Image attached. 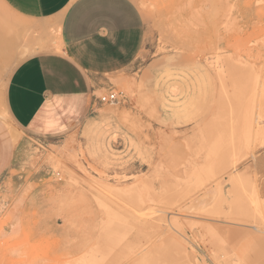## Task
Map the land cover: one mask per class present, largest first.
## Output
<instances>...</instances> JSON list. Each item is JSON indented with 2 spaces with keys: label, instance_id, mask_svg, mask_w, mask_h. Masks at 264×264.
Returning a JSON list of instances; mask_svg holds the SVG:
<instances>
[{
  "label": "rangeland",
  "instance_id": "1",
  "mask_svg": "<svg viewBox=\"0 0 264 264\" xmlns=\"http://www.w3.org/2000/svg\"><path fill=\"white\" fill-rule=\"evenodd\" d=\"M131 1L143 19L145 41L137 59L127 69L109 79L111 88L118 93V99L107 104L96 102L92 114L71 133L55 141H43V144L57 142L62 145L60 150L50 151V147L35 144L37 149L31 151L35 169L26 171L25 175L26 183L33 179H37V182L32 185L27 197L11 196V201H5V207L4 202H0V264H107L110 256L106 253V246L113 233L102 234L103 222H115L108 213L116 205L107 201L98 204L103 212L97 215L94 197L98 192L117 203L118 208H126L125 204H131L135 214L142 211L140 214L149 215L162 208L174 213V217L165 214L160 219L157 214L145 217L143 223L137 221L138 231L149 235L147 253L137 261L167 264L168 259L173 257L177 264H264V255H252V247L258 241H264L262 231H252L246 236L248 230L234 223L225 229L223 222L212 224L207 221L206 224L202 220L205 217L198 211H188L191 205L197 203L198 194L181 198L178 194L170 196L162 192L164 185L186 186L193 170L199 168L205 159L204 151L199 148L200 141L194 137L200 125L207 121L214 110V103L200 123H197L198 119L185 123L179 117V108H175L190 95L195 96L189 89L198 74L208 69L214 79L209 64L217 57H226L235 63L244 64V61L264 79V0ZM16 23L12 13L0 3V51L5 44V54H0V107L7 80L23 57L16 47L9 46L13 36L9 25ZM16 35L14 32L15 38ZM216 88L218 86L215 83V96ZM170 89L175 92L173 98L169 96ZM105 92L95 95L99 97ZM104 113L109 118L110 137L113 135L114 138L108 137L109 143L101 149H93V153L82 135L83 129L88 122H100ZM5 123L11 135H14L15 129L6 117ZM15 135L22 136L21 133ZM233 159L234 169L227 168L219 173L213 186L217 182L224 186L228 176L234 174L251 181L258 178V190L264 194V145L253 152L240 149ZM54 162L60 168L54 170ZM70 178L76 180L78 185L72 187ZM143 182L150 186V191H146L148 200H145L146 192L141 188ZM86 183L92 184L91 190ZM100 183L120 191L126 190L124 194L132 185L139 184L138 188L142 189L146 203L133 205L131 201H136L138 194L129 191L126 195L132 198L131 201L124 200L125 197L116 199L101 190ZM55 185L69 188L66 199L70 209L67 215L69 229L64 240L53 237L50 229H41L45 234L40 235L37 214L30 213L28 207L23 208L27 198L30 200L32 196L36 205L39 204L41 193L49 196L43 188ZM208 189L199 194L205 195ZM227 190L228 186L225 187ZM80 197L85 199V205ZM83 207L91 211L92 215L86 217L88 223L81 228L83 217L80 210ZM119 214L124 219L128 217L123 210ZM238 215L244 220L252 219L260 225L264 224V208L261 216L246 213ZM168 216L169 219L166 218ZM170 219L175 221L171 224L173 227L167 223ZM52 222L55 224L56 220ZM61 222L58 220V223ZM215 223L219 225L217 228L221 226L219 231L215 229ZM95 224L96 232H93ZM100 225L103 227L99 234ZM208 227L215 229L218 235L211 234V228L208 230ZM133 236L134 232L124 237L118 247L123 250L119 252L129 245L145 242L140 241L141 237L137 234L135 237L139 238L138 241ZM94 237L98 240L91 241ZM219 241L224 243L219 244Z\"/></svg>",
  "mask_w": 264,
  "mask_h": 264
},
{
  "label": "crops",
  "instance_id": "2",
  "mask_svg": "<svg viewBox=\"0 0 264 264\" xmlns=\"http://www.w3.org/2000/svg\"><path fill=\"white\" fill-rule=\"evenodd\" d=\"M0 3L17 20L16 24L9 25L13 34L9 46L16 47L23 56L7 80L0 107V202L5 207V201H11V196L27 197L37 182L33 179L26 183L25 175L26 171L35 169L31 152L37 149L35 144L50 147V151L60 150L62 145L57 142L43 144V141H55L71 133L92 114L95 93L114 91L109 79L137 59L145 41V25L131 0H0ZM0 54H5V44ZM189 90L195 96L190 95L175 108H179V117L185 123L193 119L200 123L215 99L210 71L199 73ZM169 93L173 98L174 90L170 89ZM5 117L12 123L14 135ZM100 119V122H88L83 129L82 135L92 150L106 146L108 137L114 138L110 137L108 115L104 113ZM17 133L22 136L17 137ZM54 163V170L60 168ZM70 180L72 187L78 185L76 180ZM86 185L92 189L91 183ZM98 185L107 193L123 197V191L103 183ZM136 186L128 191L137 193ZM43 191L49 196L41 193V202L37 205L34 196L30 200L28 197L23 208L28 207L30 213L37 214L40 235L45 234L41 229H50L53 237L64 240L69 229L70 209L66 205L69 188L45 186ZM97 195L94 202L99 215L103 210L96 203V197L100 199L104 194ZM80 201L86 204L84 198L80 197ZM198 203L199 200L195 204ZM115 205L119 213L122 208ZM194 210L207 217V208ZM80 215L83 217L81 228H84L88 223L86 217L92 212L83 207ZM91 241H97L96 237Z\"/></svg>",
  "mask_w": 264,
  "mask_h": 264
},
{
  "label": "bare ground",
  "instance_id": "3",
  "mask_svg": "<svg viewBox=\"0 0 264 264\" xmlns=\"http://www.w3.org/2000/svg\"><path fill=\"white\" fill-rule=\"evenodd\" d=\"M56 48L58 49L59 47L57 46ZM214 61L209 64V69L215 79L214 82L218 86V88H216V96L213 106L214 110L212 109L213 111L209 114L210 116L207 121L200 125L199 131L194 137L200 141L199 148L204 151L205 159L199 168L193 170L191 176L188 175L191 180L187 182L186 186L183 185L179 188L177 185L171 186L167 184L168 186L164 185L165 187L162 189V192L170 196L178 194L181 198L198 194L197 199L199 200V203L191 205L188 208V211L193 209L203 210L207 208V217L204 218L206 224L207 221L212 224L213 222H223L226 226L222 227L225 229L227 225H232L234 223L233 225L237 224L239 228L242 227L248 230V232L245 233L246 236L251 234L252 231H262V233H264V224L260 225L252 219L250 221H248V219L244 220L245 218L238 215L246 213V215L261 216V210L264 208V194H261L258 190V178L251 181V179H241L236 177L234 174H230L228 179L225 181L224 186L220 182H217L215 186H213L216 181L215 177L219 173H223L227 168H230V170L234 169L235 160L233 157L237 151L244 149L253 152L264 145V79L254 67L248 66L244 61L242 62L244 64L235 63L230 60V58L226 57H217ZM238 61L239 60H237V62ZM231 72H233V74H231ZM226 186H228L227 191H225ZM137 187H139V184L135 187V189ZM139 188L138 191H135L138 194L136 201H131L132 198L126 195L128 191L126 194L123 193V197H125L124 200L127 199L128 201H131L133 205H135V203L139 205L140 202H145L143 200L142 189L139 190ZM141 188H143L145 192L150 191V186L147 182L144 183ZM206 188L209 189L206 190L205 195L199 194ZM160 191L161 190H159V192ZM147 192L145 200L149 199L147 198L149 196ZM111 195L118 199V196L113 194ZM97 196L99 197V195ZM98 197H96L97 204H102L104 201L116 204L106 195L100 199ZM152 201L153 200L151 199L150 202ZM131 206V204L130 206L128 204L125 206L126 208L121 209L127 214V219H124L122 215L117 213L118 210L111 208V211H109L108 214L115 220V222L111 223V220L108 222V220L104 219V227L102 225L98 227V229H100L101 226L104 228L102 232L103 235L113 233L111 234L112 238L106 246V253L110 256L107 264H146L147 261L137 260L147 253L146 245L149 242V235H147V232L145 234L144 231H138L139 224L137 221L140 222L141 220L142 222L145 217L157 214L160 215V219H162L165 214L171 216L173 215L172 217H174V213L170 211L167 212L168 210L163 208L156 209L153 211V214L151 213L149 215L140 214L142 211L135 214V210ZM166 218L169 219V216ZM173 222L175 223L173 219H170L167 223L172 226L171 224ZM216 223L214 227L219 226L216 225ZM212 224H210V226ZM102 227L101 230H98V232L102 231ZM220 227H216L215 229H218L219 231ZM210 228L208 227V230ZM215 229L212 230L211 228L209 230L212 232L211 234L216 235L217 232ZM135 231L137 236H140L141 239L135 237ZM221 231L223 232V230ZM132 232H134L135 235L133 236V238L135 237L134 240L138 241L137 239H139L140 241L145 242L135 246L129 245L123 252H119V250L122 249H118L120 242L126 235ZM102 234L101 236L103 237ZM160 237L162 238V236ZM134 243L136 242L134 241ZM218 243L222 244L224 241H219ZM258 243L257 245H254V247H252L253 245L251 246L249 243L253 248L252 255H264V241L259 244ZM250 246L249 248H251ZM113 251L114 254L112 255ZM134 257H136V259L131 262ZM167 264L177 263L175 262V258L170 257Z\"/></svg>",
  "mask_w": 264,
  "mask_h": 264
},
{
  "label": "built area",
  "instance_id": "4",
  "mask_svg": "<svg viewBox=\"0 0 264 264\" xmlns=\"http://www.w3.org/2000/svg\"><path fill=\"white\" fill-rule=\"evenodd\" d=\"M117 99H118V93H116L115 91H106L101 96L95 98L96 102L100 104L113 103Z\"/></svg>",
  "mask_w": 264,
  "mask_h": 264
}]
</instances>
